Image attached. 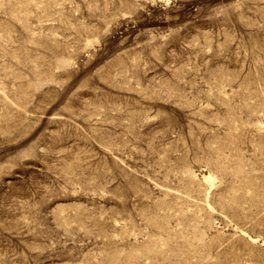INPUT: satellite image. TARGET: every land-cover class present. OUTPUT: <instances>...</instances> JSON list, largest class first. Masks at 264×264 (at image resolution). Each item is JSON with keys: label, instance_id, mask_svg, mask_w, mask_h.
<instances>
[{"label": "rangeland", "instance_id": "rangeland-1", "mask_svg": "<svg viewBox=\"0 0 264 264\" xmlns=\"http://www.w3.org/2000/svg\"><path fill=\"white\" fill-rule=\"evenodd\" d=\"M0 264H264V0H0Z\"/></svg>", "mask_w": 264, "mask_h": 264}, {"label": "bare ground", "instance_id": "bare-ground-1", "mask_svg": "<svg viewBox=\"0 0 264 264\" xmlns=\"http://www.w3.org/2000/svg\"><path fill=\"white\" fill-rule=\"evenodd\" d=\"M209 178H210V177H208V176L206 177V179H209Z\"/></svg>", "mask_w": 264, "mask_h": 264}]
</instances>
